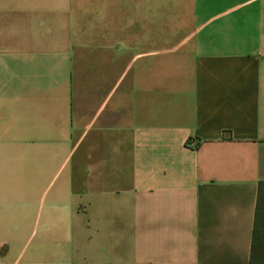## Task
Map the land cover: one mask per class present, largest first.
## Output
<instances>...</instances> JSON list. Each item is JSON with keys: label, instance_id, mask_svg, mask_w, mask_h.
I'll list each match as a JSON object with an SVG mask.
<instances>
[{"label": "crops", "instance_id": "crops-1", "mask_svg": "<svg viewBox=\"0 0 264 264\" xmlns=\"http://www.w3.org/2000/svg\"><path fill=\"white\" fill-rule=\"evenodd\" d=\"M260 183L264 0H0V264H264Z\"/></svg>", "mask_w": 264, "mask_h": 264}, {"label": "trees", "instance_id": "trees-1", "mask_svg": "<svg viewBox=\"0 0 264 264\" xmlns=\"http://www.w3.org/2000/svg\"><path fill=\"white\" fill-rule=\"evenodd\" d=\"M264 186V183H260V189ZM258 252H264V221H261L259 214H257L255 227L253 232V247L251 262L256 261V255Z\"/></svg>", "mask_w": 264, "mask_h": 264}, {"label": "rangeland", "instance_id": "rangeland-1", "mask_svg": "<svg viewBox=\"0 0 264 264\" xmlns=\"http://www.w3.org/2000/svg\"><path fill=\"white\" fill-rule=\"evenodd\" d=\"M261 260H263V261H264V253H263V255H262V258H261Z\"/></svg>", "mask_w": 264, "mask_h": 264}]
</instances>
